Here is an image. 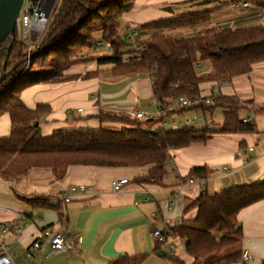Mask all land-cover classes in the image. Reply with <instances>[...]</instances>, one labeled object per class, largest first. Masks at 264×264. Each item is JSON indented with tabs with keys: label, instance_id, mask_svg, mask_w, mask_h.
<instances>
[{
	"label": "trees",
	"instance_id": "obj_1",
	"mask_svg": "<svg viewBox=\"0 0 264 264\" xmlns=\"http://www.w3.org/2000/svg\"><path fill=\"white\" fill-rule=\"evenodd\" d=\"M242 1L264 9V0H218L219 9ZM135 5L136 0H61L29 64L26 44L14 36L2 43L0 80L5 77L0 83V117L8 114L12 124L11 135L0 139L3 181H18L32 169L50 170L55 181H62L71 167H95L137 169L144 173L133 178L136 186L163 187L172 151L206 143L219 133L257 132L255 124H244L239 118V112L245 107L238 99L214 94L211 104L206 105L202 102L205 98L201 96V86L223 85L248 77L257 65L264 64V24L241 30L210 28L192 38L175 40L169 36L172 30L207 24L211 12L159 20L138 27L137 43L141 49L135 52L119 35L123 17ZM143 36L149 39H140ZM105 46L110 54L98 59L99 66H111L114 76L147 71L153 97L163 116L143 121L129 114L101 110L96 116L100 121L98 129H62L51 137H44L40 124L51 113V107L39 105L35 110L29 109L22 101L23 91L60 82L69 67L81 62L83 53ZM201 64H206L210 72H204ZM180 97L200 101L191 109L180 108L181 111L224 109L221 131L190 127L160 129L158 126L175 112L176 100ZM212 173L208 167L193 168L182 183L198 178L206 180ZM262 201L264 180L230 187L214 195L203 190L185 208V214L195 211V217L172 227L171 236L185 243L194 264H238L242 262L244 239L239 215ZM35 203L46 209L61 208L59 201L56 206L49 201ZM161 250L157 245L155 253ZM216 255L220 257L212 260ZM148 258L149 255L124 254L108 264H143ZM166 258L171 264H186L171 254L165 253Z\"/></svg>",
	"mask_w": 264,
	"mask_h": 264
},
{
	"label": "crops",
	"instance_id": "obj_2",
	"mask_svg": "<svg viewBox=\"0 0 264 264\" xmlns=\"http://www.w3.org/2000/svg\"><path fill=\"white\" fill-rule=\"evenodd\" d=\"M141 2L137 0L134 10L123 17L128 27L206 12H211V20L197 26L199 32L210 28L241 30L264 24V9L252 5L246 9L235 6L219 9L221 3L218 0H147L140 5ZM161 10L170 12V16ZM229 10L233 12L229 13ZM85 53L82 56L87 59L80 58L81 62L69 67L60 82L36 85L22 93V101L29 109L35 110L39 105L51 107V113L40 124L44 137H51L62 129H98L100 121L96 116L101 110L133 117L137 112L157 115L159 105L153 97L152 81L147 71L114 76L111 66H99L100 57L90 58ZM201 65L204 72H210L206 64ZM87 75L93 76L83 78ZM201 92L205 99L211 100L214 94H221L249 103L248 109L239 112V118L253 116L257 132L221 134L224 109L181 111L175 106V112L166 122L186 124L194 117H202L204 121L201 120L200 129L207 128L219 134L206 143H194L172 151L163 187L136 186L133 178L144 173L137 169L71 167L62 181H55L50 170L40 169H32L27 176L14 182L0 178V227L14 222L17 217L26 225L20 240L12 235L4 238L12 244L20 262H25L28 245L51 228L62 232L66 243L74 248L66 255H44L38 264H108L124 254L149 255L143 264H171L155 253L157 243L153 232L164 224L175 227L184 220L193 219L196 212L185 214V208L200 195V185L214 195L230 187L264 180V64L257 65L248 77L223 85L204 84ZM11 131V118L5 114L0 117V139L9 137ZM197 167H208L213 173L206 180H194L193 185L183 184L182 180L190 170ZM119 179H128L129 184L123 191L115 193L111 184ZM79 186L93 189L87 195H74L69 203L61 201L71 187ZM181 186L187 188L184 198L176 199L174 193ZM36 200L49 201L55 206L59 201L61 208H42L35 203ZM154 214L158 215V220L153 219ZM239 222L244 230L241 250H248L253 259L238 264H262L264 201L243 210ZM79 239L81 244L77 245ZM172 241L177 246L178 257L186 264H194L186 249L180 247L181 241L174 238Z\"/></svg>",
	"mask_w": 264,
	"mask_h": 264
},
{
	"label": "built area",
	"instance_id": "obj_3",
	"mask_svg": "<svg viewBox=\"0 0 264 264\" xmlns=\"http://www.w3.org/2000/svg\"><path fill=\"white\" fill-rule=\"evenodd\" d=\"M61 0H24L23 6L20 11V15L17 20L14 37L18 42L27 45L28 57L27 63L29 64L32 53L38 47L47 31V28L55 14ZM236 8H249L251 4L242 1L234 5ZM138 27H128L126 32L125 40L132 45V50L138 52L141 48L138 45L139 33ZM138 57L139 55L136 54ZM82 60H86V56L81 57ZM128 61V58L125 59ZM27 64V65H28ZM200 68V66H198ZM200 102V101H199ZM196 100L189 98L180 97L176 100L177 106L184 109H191L199 103ZM202 102L206 105L211 104L210 99H204ZM163 112H158L156 116H152L149 113L137 112L134 117L139 120H151L155 118H161ZM200 123V124H199ZM244 124H254L253 116L243 119ZM201 120L194 117L187 121L186 124H177L174 122H163L158 127L166 131H171L177 128L190 127L193 129H199ZM191 185L195 183L194 180L189 182ZM129 184L128 179H119L113 181L111 186L115 193L123 191L124 187ZM202 191L204 186L200 185ZM93 189L91 186H79L71 187L68 193L61 199L65 203H69L73 200L74 195L81 193L87 195ZM186 186H181L174 193L176 199H183L186 192ZM154 220H158V215H153ZM25 222L22 218L17 217L14 222H9L0 227V264H38L40 259L45 255L51 257L54 255H66L74 247L68 245L65 240V235L55 229L48 228L44 230L39 239L32 242L26 248V259L25 262H20V259L16 252L13 250L12 244L6 241L4 238L8 235H12L15 239L20 240L22 238ZM167 224L161 229H155L153 237L157 245L162 248H167L171 255L178 257L177 246L172 241L171 229ZM81 244V239L78 240L77 245ZM180 247H185V243L181 241ZM253 256L248 250H243L242 262H250Z\"/></svg>",
	"mask_w": 264,
	"mask_h": 264
},
{
	"label": "rangeland",
	"instance_id": "obj_4",
	"mask_svg": "<svg viewBox=\"0 0 264 264\" xmlns=\"http://www.w3.org/2000/svg\"><path fill=\"white\" fill-rule=\"evenodd\" d=\"M157 2H165L166 0H156ZM136 2H137V0H136ZM147 2V0H142V2L140 3V5L142 4H144V3H146ZM173 7V6H172ZM236 8V7H235ZM227 9V8H226ZM162 12H164V13H166L165 11H163V10H161ZM233 12V10H229L228 12L230 13V12ZM180 12H183L182 14H186V13H184V11H180ZM190 12H192V11H190ZM195 12H197V11H195ZM141 13V12H140ZM170 14V12H167L166 13V15H169ZM177 14H179V13H177ZM170 16V15H169ZM137 17V16H136ZM255 26V25H254ZM127 28H128V25H127V23L124 21V20H122L121 21V23H120V28H119V35H120V37L121 38H123V39H125V36H126V30H127ZM251 28V27H250ZM175 33L174 35H172V33ZM198 32H199V28H197V27H190V28H183V29H178V30H172L170 33H169V36H171V38H173V39H176L177 38V40L179 39H183V38H192V37H194V36H196L197 34H198ZM141 39V38H140ZM142 39L143 40H147V39H149L147 36H143L142 37ZM126 41V40H125ZM87 56H89L90 58H97V57H101V56H107V55H109L110 54V50H109V48L108 47H102V48H100V49H98V50H96V51H87L86 53H85ZM242 104H243V106L246 108V109H248L249 108V103H247V102H245V103H243V101H240ZM102 111H106V110H102ZM199 117H197V119H198ZM200 120H203L204 121V118H202V117H200L199 118ZM241 119H243V117H241ZM200 124V123H199ZM202 125V124H201ZM200 125V126H201ZM199 129H200V127H199ZM174 200V199H173ZM173 202V201H172ZM173 238V237H172ZM162 250L165 252V253H167L168 255L170 254V252H169V250L167 249V248H162ZM232 251V250H231ZM182 256V255H181ZM220 257V255H216V257L215 258H212V260L213 259H216V258H219ZM178 259H180V260H182L180 257H178ZM165 262H169L170 263V261H169V259H163Z\"/></svg>",
	"mask_w": 264,
	"mask_h": 264
},
{
	"label": "water",
	"instance_id": "obj_5",
	"mask_svg": "<svg viewBox=\"0 0 264 264\" xmlns=\"http://www.w3.org/2000/svg\"><path fill=\"white\" fill-rule=\"evenodd\" d=\"M24 0H0V46L8 38L14 35L18 17ZM3 76L0 83L4 79ZM163 250L157 253L158 257H164Z\"/></svg>",
	"mask_w": 264,
	"mask_h": 264
}]
</instances>
